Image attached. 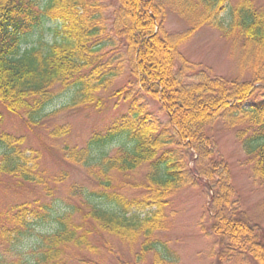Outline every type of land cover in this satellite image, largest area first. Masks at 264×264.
Wrapping results in <instances>:
<instances>
[{
    "label": "trees",
    "instance_id": "16d2710c",
    "mask_svg": "<svg viewBox=\"0 0 264 264\" xmlns=\"http://www.w3.org/2000/svg\"><path fill=\"white\" fill-rule=\"evenodd\" d=\"M169 11L190 28L165 30ZM205 25L236 47L245 79L196 70L182 55L180 47ZM127 64L134 79L114 96L129 103L128 111L94 130L84 146L63 148L99 188L75 189L79 202L62 209L41 199L10 206L0 214V243L17 247L31 238L33 244L28 252L0 255V264H68V249L93 250L94 236L104 233L130 244L143 238L133 264H146L149 253L153 264H179V253L155 234L166 227L170 198L202 184L211 191L207 213L220 262L244 256L264 264V233L234 200L229 164L208 133L220 120L236 129L252 176L264 188V9L254 0H0V104L27 126L40 123L59 97L57 86L64 94L72 90V105L101 107L97 93L122 77ZM68 132L58 127L52 134ZM114 143L119 146L112 149ZM22 144L23 137L0 131V173L47 187ZM144 165L146 183L135 185L141 197L114 184L115 172ZM62 175L53 182L64 181ZM42 224L52 229L37 232Z\"/></svg>",
    "mask_w": 264,
    "mask_h": 264
},
{
    "label": "rangeland",
    "instance_id": "374dc122",
    "mask_svg": "<svg viewBox=\"0 0 264 264\" xmlns=\"http://www.w3.org/2000/svg\"><path fill=\"white\" fill-rule=\"evenodd\" d=\"M254 1L259 8L264 9V0ZM115 4L113 1L114 7ZM164 27L170 33H181L190 28L187 21L172 11L166 16ZM180 51L190 64L196 66V70L206 68L214 75L226 79H245L244 75H240V54L237 53L236 47L224 39L218 30L208 25L199 28L191 39L180 47ZM130 79L134 78L127 64L122 77L116 79L107 89L97 93L98 97L103 99L101 107L95 104L72 105V90L64 94L61 87L57 86L54 90L59 97L44 111L40 123L30 127L20 116L9 113L0 104V131L23 137L22 150L29 157L37 159L39 163L37 171L49 180L45 187L0 173L1 215L7 212L10 206L34 199L53 201L62 209L67 204L79 202L81 196L73 195L75 189L99 188L98 182L85 167L71 163L65 158L63 148L84 146L94 130L108 127L120 114L128 111L129 103L114 96V92ZM149 101L151 111L165 119L160 113V105L153 100ZM220 121L210 128L208 133L215 140L219 153L229 164L232 184L236 190L234 200L239 202L247 218L257 224L259 231L264 233V188L252 176L241 145L236 141V129L224 127ZM58 127L68 128L69 132L53 135L52 132ZM118 146L117 143L111 145L112 149ZM190 165L193 167L194 163L191 162ZM148 171V165H144L128 174L115 172L114 184L120 191L130 196L141 197L144 193L142 187L135 185L146 183ZM63 173L66 174L65 180L54 183L53 179L62 177ZM48 192H51L49 197L46 196ZM210 194V189L204 184L187 187L175 193L166 207V227L156 232L155 238L168 242L179 253V264H253L250 257L244 256H235L228 261L220 262L217 256L220 251V240L211 232L207 213ZM144 212L145 210L142 214ZM51 229V225L42 224L37 227V232L44 233ZM142 239L130 244L106 233L95 235L93 250L68 249V264H133L141 249ZM22 243L24 245L17 247L9 243H0V255H12L13 249L28 252L33 239L27 238ZM154 262V254L149 253L146 264Z\"/></svg>",
    "mask_w": 264,
    "mask_h": 264
}]
</instances>
